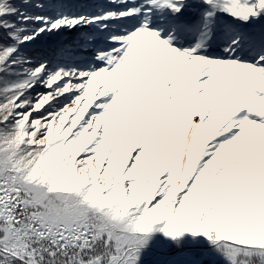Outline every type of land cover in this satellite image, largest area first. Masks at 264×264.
<instances>
[{"label": "snow or ice", "instance_id": "obj_1", "mask_svg": "<svg viewBox=\"0 0 264 264\" xmlns=\"http://www.w3.org/2000/svg\"><path fill=\"white\" fill-rule=\"evenodd\" d=\"M0 264H264V0H0Z\"/></svg>", "mask_w": 264, "mask_h": 264}]
</instances>
